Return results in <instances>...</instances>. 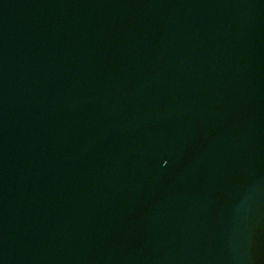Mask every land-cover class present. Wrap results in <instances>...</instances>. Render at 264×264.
Listing matches in <instances>:
<instances>
[{
  "label": "water",
  "instance_id": "1",
  "mask_svg": "<svg viewBox=\"0 0 264 264\" xmlns=\"http://www.w3.org/2000/svg\"><path fill=\"white\" fill-rule=\"evenodd\" d=\"M0 264H264V0H0Z\"/></svg>",
  "mask_w": 264,
  "mask_h": 264
}]
</instances>
